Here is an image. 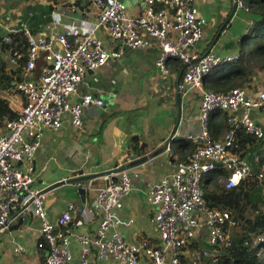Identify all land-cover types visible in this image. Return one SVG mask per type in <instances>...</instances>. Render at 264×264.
<instances>
[{
  "label": "built area",
  "instance_id": "built-area-1",
  "mask_svg": "<svg viewBox=\"0 0 264 264\" xmlns=\"http://www.w3.org/2000/svg\"><path fill=\"white\" fill-rule=\"evenodd\" d=\"M89 1L97 10V22L91 27L70 25L40 38L25 25L11 32L22 33L29 49L21 79L11 81L8 89L20 94L25 104L16 119L0 122V231L14 211L30 210L40 223L38 248L48 251L46 264H180L185 252L200 242L206 248L194 250L190 263L210 261L212 251L230 245L238 221L227 210L207 206L204 179L218 164L229 174L220 181L229 190L250 177L248 159L235 149L241 131L264 142V128L252 117L253 112L264 109V88L205 90L204 79L214 69L239 57L214 51L204 55L189 52L202 40L206 24L199 17L198 0ZM122 1L133 3V16L128 15ZM236 2L238 10H248L243 0ZM151 39L158 41L161 49L159 70L168 74V61L179 60L184 67L181 92L185 96L195 91L201 94L200 130L187 136L194 145L191 155L172 174L150 184L147 202L154 209L150 223L158 230V239L133 244L118 231L119 226L134 222L120 217L123 200L133 189L129 170L105 176L107 186L98 190L90 204L69 203L56 218L45 206L46 196L32 186L36 153L45 133L60 130L65 118L73 127L83 129L85 112L103 106V101L91 93L77 103L71 101L87 73L119 61L127 50L148 48ZM10 41L9 35L4 38L5 43ZM20 58L14 54L12 63L18 65ZM41 59L45 65L37 78ZM216 111L224 114L227 125L219 140L213 138L210 129L211 115ZM127 158L133 160L132 155ZM259 180L264 182V166ZM78 187L92 190L91 184ZM75 218H79L78 226L98 220L99 227L93 234L76 233L71 228ZM73 241L80 247L78 257L72 251ZM14 251L22 254L25 248L17 245ZM210 264H217V260Z\"/></svg>",
  "mask_w": 264,
  "mask_h": 264
},
{
  "label": "crops",
  "instance_id": "crops-1",
  "mask_svg": "<svg viewBox=\"0 0 264 264\" xmlns=\"http://www.w3.org/2000/svg\"><path fill=\"white\" fill-rule=\"evenodd\" d=\"M235 2L198 0L199 17L206 20V24L202 40L189 52L204 55L214 51L221 56L235 57L249 55L252 46H247L244 41L256 18L251 11L237 10L221 33ZM133 7L132 3V15L135 14ZM96 22L97 10L89 0H0V23L3 24L0 26V39L3 41L12 31L20 30L22 25L34 37L40 38L50 37L70 25L91 27ZM160 53L158 41L151 39L148 48L127 50L119 61L87 73L71 101L77 103L84 94L91 93L103 101V106H93L85 112L83 129L73 127L65 118L60 130L45 133L36 153V180L32 188L40 192L87 172L103 173L130 163L127 157L133 155L135 145L145 147L143 156L154 155L151 161L129 170L134 178L133 189L123 200L120 217L134 222L131 226H119L118 231L133 244L158 239L159 232L150 223L154 212L147 202L150 184L172 174L177 165L191 155L194 145L187 136L196 135L200 130L201 94L195 91L183 95L180 63L171 60L169 73L164 74L157 67ZM12 58V50H0V66L6 68L5 75L10 79L0 82V99L6 101L12 111L19 113L25 99L8 89L11 81L21 79L23 65L19 60L18 65L13 64ZM228 64H224L226 66L222 69L229 71ZM250 71L251 75L236 77L231 83L238 87L249 86L255 91L264 88V72L255 68ZM207 77L204 88L212 91L209 82L215 78ZM252 117L264 128V109L253 112ZM176 127L177 131L172 136ZM223 179L219 178V182ZM91 186L93 189L87 192L85 203L74 185L45 194V206L51 217H58L69 203L90 204L98 190L107 186V181L105 177L97 178ZM78 221L79 218H75L71 225L76 233L93 234L99 227L98 220L81 226L77 225ZM39 228L40 223L30 210L14 211L6 227L0 231V264H46L48 251L38 248ZM17 245H22L25 252L15 253ZM198 247L206 248L200 242L185 252L189 261ZM72 251L78 257L80 247L75 241Z\"/></svg>",
  "mask_w": 264,
  "mask_h": 264
},
{
  "label": "trees",
  "instance_id": "trees-1",
  "mask_svg": "<svg viewBox=\"0 0 264 264\" xmlns=\"http://www.w3.org/2000/svg\"><path fill=\"white\" fill-rule=\"evenodd\" d=\"M243 1L247 9L256 15L255 21L250 27L244 41L247 46H252V49L249 55L242 54L232 64H228L229 71L222 69L226 66L224 64L213 70V72L215 71V75H212V72V76L210 78L209 75V78L211 80L215 78V80L213 79L209 84L211 85V90L214 92H227L233 88H237L239 85L231 82L236 77L245 78L251 75V68L264 72V0ZM9 36L11 37L9 43H5L3 39H0V50H12V55L17 54L21 56L19 62L24 66L29 49L28 41L20 33ZM171 60L180 63L183 71L184 67L179 60L172 58L168 63ZM44 65L45 63L41 59L36 68L35 74L37 78L40 76ZM250 65L253 66L250 67ZM5 69L3 66H0V82H3L2 79H9L5 75ZM217 73L218 75H216ZM221 74H224V76H221ZM18 115L17 112L12 111L8 107L6 101L0 99V122L16 119ZM217 120H220V122H217ZM210 129L215 140H219L222 132L227 129L225 116L221 111H216L211 115ZM237 146L235 151L243 157H248L247 159L251 164L252 173L250 177L242 181L239 186L230 190L219 182V178L229 177L224 168L213 170L204 179L203 187L207 206L211 209L227 210L238 221V227L230 235V245L228 247L217 248V251H212V258L205 264H210L212 260H217V264H264V186L259 180V175L264 166V142H258L255 138L249 137L241 131L238 133ZM144 154L145 147L135 145L132 155L133 159ZM256 157L259 158L258 162L256 161ZM251 209L259 216L260 223L255 222L250 224L248 222V214ZM256 239L260 240L256 241ZM180 264L191 263L186 257L182 256Z\"/></svg>",
  "mask_w": 264,
  "mask_h": 264
},
{
  "label": "water",
  "instance_id": "water-1",
  "mask_svg": "<svg viewBox=\"0 0 264 264\" xmlns=\"http://www.w3.org/2000/svg\"><path fill=\"white\" fill-rule=\"evenodd\" d=\"M238 5H239L238 2H235L234 3L233 8H232V11H231L228 19L225 21L224 25L221 28V33L231 23L232 19L236 15V12L238 10ZM178 97H179L178 99L180 100V95H178ZM177 128L178 127H176L173 130L172 136L176 133ZM169 142L170 141H168V143L166 144V146L169 145ZM154 157L155 156L152 155V154H147V155H145L143 157H140V158L134 157V159L130 163H127L125 165H122V166H120V167H118L116 169H113L111 171H105L103 173H94V174H91V173H88L87 172V173H85V175H83L81 177L55 183V184L49 186L44 191H42L41 194L42 195H45V194H48L49 192H52V191H54V190H56L58 188L63 187V186L74 185L77 188V190H78V193H79V195H80V197L82 199V202L85 203L88 190L85 187H78V184H80V185H82V184H92L93 181L96 180L97 178L109 176L111 174H118V173H121V172H124V171H128V170L134 169L136 167H139V166H141V165H143V164L151 161ZM217 167L222 168V165L221 164H218Z\"/></svg>",
  "mask_w": 264,
  "mask_h": 264
},
{
  "label": "rangeland",
  "instance_id": "rangeland-1",
  "mask_svg": "<svg viewBox=\"0 0 264 264\" xmlns=\"http://www.w3.org/2000/svg\"><path fill=\"white\" fill-rule=\"evenodd\" d=\"M122 2H123V3L126 5V7L128 8V15H129V16H133L132 13L130 12V8H131V6H132V3L129 2V1H122ZM261 184L264 186V182L261 183ZM248 222H249L250 224H253V223H255V222L260 223V218H259V216L253 211V209H251V210L249 211V214H248ZM211 255L213 256V252H211ZM205 262H207V261H205Z\"/></svg>",
  "mask_w": 264,
  "mask_h": 264
}]
</instances>
